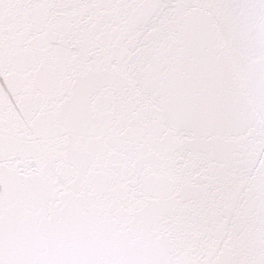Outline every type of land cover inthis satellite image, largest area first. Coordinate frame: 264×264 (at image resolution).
<instances>
[{"label":"snow or ice","instance_id":"6c2138e0","mask_svg":"<svg viewBox=\"0 0 264 264\" xmlns=\"http://www.w3.org/2000/svg\"><path fill=\"white\" fill-rule=\"evenodd\" d=\"M0 264H264V0H0Z\"/></svg>","mask_w":264,"mask_h":264}]
</instances>
